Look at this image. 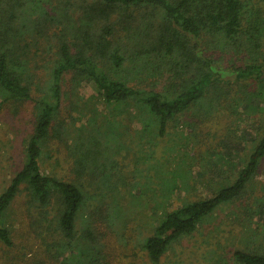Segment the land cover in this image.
Wrapping results in <instances>:
<instances>
[{
  "label": "trees",
  "instance_id": "16d2710c",
  "mask_svg": "<svg viewBox=\"0 0 264 264\" xmlns=\"http://www.w3.org/2000/svg\"><path fill=\"white\" fill-rule=\"evenodd\" d=\"M39 62L46 66L47 88L33 100ZM63 82L69 97L91 83L94 95L88 100L126 112L140 123L139 135L152 133L153 141L194 107L206 115L224 108L235 116L238 105L249 110L254 101L253 110L263 115L230 185L170 211L162 210L167 193L161 190V214L140 245L157 263L219 205L238 200L264 157V0H0V109L33 100L38 110L22 167L0 194V242L11 246L4 217L24 193L47 223L42 258L31 264H108L101 226L111 222L100 215L98 196L90 197L76 182L43 175L38 165ZM89 160L78 161L81 171L90 168ZM51 201L55 213L48 221L44 211ZM92 203H98L93 210ZM259 245L236 251L235 263L264 264Z\"/></svg>",
  "mask_w": 264,
  "mask_h": 264
},
{
  "label": "rangeland",
  "instance_id": "374dc122",
  "mask_svg": "<svg viewBox=\"0 0 264 264\" xmlns=\"http://www.w3.org/2000/svg\"><path fill=\"white\" fill-rule=\"evenodd\" d=\"M38 65L33 100L47 88L45 63ZM64 79L68 81L69 76ZM163 86L161 82L157 88ZM68 92L63 82L60 107L38 165L43 175L76 182L85 186L90 197L98 196L99 213L107 214L111 222L101 226L108 264H237L236 251L264 247L259 240L264 235V157L238 200L219 205L157 263H151L140 247L161 214V190L167 193L162 210L170 211L183 201L210 198L235 180L263 125V115L253 110L254 101L249 110L245 104L238 105L235 116L224 108L206 115V109L194 107L153 141L152 133L139 135L140 123L126 112L88 100L94 95L91 83L81 84L71 97ZM229 92L235 94L233 89ZM33 100L7 103L0 109V194L22 167L25 144L38 114ZM86 156L93 163L81 171L78 161ZM97 205L92 203L90 209ZM54 208L51 201L44 211L48 221ZM41 219L24 193L16 196L4 217L11 246L0 242V264H31L42 258L47 223Z\"/></svg>",
  "mask_w": 264,
  "mask_h": 264
}]
</instances>
